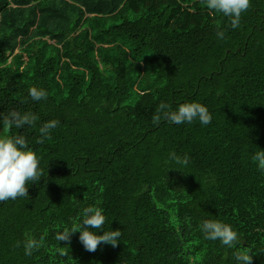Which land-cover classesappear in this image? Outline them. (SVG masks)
I'll use <instances>...</instances> for the list:
<instances>
[{"label": "trees", "instance_id": "16d2710c", "mask_svg": "<svg viewBox=\"0 0 264 264\" xmlns=\"http://www.w3.org/2000/svg\"><path fill=\"white\" fill-rule=\"evenodd\" d=\"M186 102L212 122L153 123L159 104ZM13 110L40 119L0 136H25L42 176L0 202V264H236L242 251L264 264V173L250 159L264 150V0L237 29L205 0H0V114ZM89 206L122 232L115 247L56 240ZM204 219L240 243L204 239ZM26 236L44 237L30 257Z\"/></svg>", "mask_w": 264, "mask_h": 264}, {"label": "clouds", "instance_id": "9594fccd", "mask_svg": "<svg viewBox=\"0 0 264 264\" xmlns=\"http://www.w3.org/2000/svg\"><path fill=\"white\" fill-rule=\"evenodd\" d=\"M250 4L251 0H205L206 8L212 13H220L227 18L232 29L240 27L242 14L248 11ZM215 34L219 40L225 39L223 28L218 26ZM28 95L37 102L48 98L45 89L35 86L29 89ZM161 118L175 125L191 124L198 121L201 125L206 126L212 122V114L205 105L199 102L180 104L174 111L167 103H161L152 115L153 123L159 124ZM39 119V116L32 112L21 113L13 110L6 116L0 114V126L8 129H21L25 126H34ZM59 123L55 119L44 122L39 127L40 139L37 142L42 143L49 139L52 130ZM170 157L174 159L175 153H171ZM250 159L257 170L264 173V150L257 147ZM39 164L40 158L36 151L30 147L25 136H0V202L27 197L28 183H35L42 176ZM81 220L82 222L75 227L64 228L57 233L56 240L58 242L70 241L72 235L79 232V241L84 249L89 252L96 251L101 244H109L115 247L121 241L122 232L120 230L111 228V230L106 231L104 229L106 217L102 208L98 206L84 208ZM199 229L204 239L218 240L228 248H234L240 243L237 231L226 222L217 219H204L200 223ZM101 232L103 234H99ZM16 246H22L25 256L30 257L35 251L44 247V237L37 239L33 236H26L22 242L17 241ZM235 260L236 264H250L252 260L250 251L236 252Z\"/></svg>", "mask_w": 264, "mask_h": 264}]
</instances>
